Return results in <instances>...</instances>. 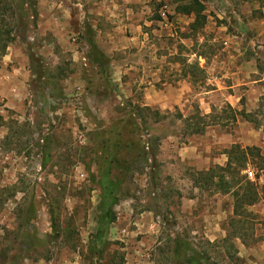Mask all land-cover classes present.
I'll use <instances>...</instances> for the list:
<instances>
[{"label": "rangeland", "instance_id": "rangeland-1", "mask_svg": "<svg viewBox=\"0 0 264 264\" xmlns=\"http://www.w3.org/2000/svg\"><path fill=\"white\" fill-rule=\"evenodd\" d=\"M186 1L0 0V81L17 88L0 101V264H264V0H200L196 32ZM112 3L119 22L96 13ZM241 123L260 134L238 142L259 198L210 240L216 186L165 157Z\"/></svg>", "mask_w": 264, "mask_h": 264}, {"label": "crops", "instance_id": "crops-1", "mask_svg": "<svg viewBox=\"0 0 264 264\" xmlns=\"http://www.w3.org/2000/svg\"><path fill=\"white\" fill-rule=\"evenodd\" d=\"M96 9H97L96 13L99 15L101 14V15L115 16V19L112 18L110 20L111 23L115 21L119 22L120 20L118 19V17L120 16V14L123 13L119 11V8L116 3H112V5H107V6L104 5L102 7L98 6ZM96 31L100 33L99 31L101 30L100 28H96ZM74 40L75 38H72V41ZM98 45L101 46V43H98ZM10 54L12 53L5 55V57L11 59L9 57ZM103 54L107 55V52L104 51ZM119 66L122 68L121 65ZM16 71H17L16 67H14L13 71L11 72L8 71L10 72L9 74L12 75V79L14 77L13 74ZM1 82L2 81H0V101L3 102V105L1 106L13 109L14 107H16L15 106L16 101L14 96L17 94V88L13 87L8 90L6 87L1 86L2 85ZM245 126H246L245 124L242 123L240 124L239 137H237L236 139H233L231 135L225 132H216L214 129L211 130V132L208 131L206 132L207 140L204 142L203 145H199L198 143L194 142L192 144L179 147L177 149L176 156L166 155L165 160H167L170 165H173L174 161H178V160L186 161L189 165L193 166L197 171H199L198 172L199 175H201L202 172H206L210 168H213L212 166H224L227 161V153L225 152V150L228 149L232 144L238 142L240 143L242 142L245 145H251V144L253 145L259 143L260 134H257L256 132H253L250 129L246 130L244 134L243 129L246 128ZM202 178L206 179V176L205 177L202 176ZM216 181H217V177H213L211 183L214 185ZM201 185L203 184H201L200 182L194 184L193 186V189L197 194H194L192 197H183L185 206H193V205L195 206L196 203L198 204L199 202H203L201 201L202 198L201 195L203 192V191L201 192ZM215 186L216 185H214V187ZM229 194L233 199V203L227 204L228 205L227 208H223L222 201L225 200ZM203 195L205 196V198L206 197L208 199L212 198L211 209H207V213H206L207 217H205V220L208 224L206 227L205 236L208 239L213 240L221 236V231H222L221 222H222L223 213L226 216L228 213L233 212L234 196L232 190L228 192H222L216 187L212 188L210 191L208 190V193H204ZM205 202L209 204L208 201ZM254 204L255 203L251 205L248 204H244V205L248 207V206H253ZM242 243L244 242L242 241Z\"/></svg>", "mask_w": 264, "mask_h": 264}, {"label": "trees", "instance_id": "trees-1", "mask_svg": "<svg viewBox=\"0 0 264 264\" xmlns=\"http://www.w3.org/2000/svg\"><path fill=\"white\" fill-rule=\"evenodd\" d=\"M176 10L184 14L194 15L193 21L189 24V27L193 32H196L198 28H201L204 24V6L200 0H187L185 4H182V6H177ZM99 53L103 55L101 52ZM251 148L254 147H241L238 143H234L225 150L227 153V161L224 166H215V169L213 167L208 171L201 173V175L205 174L206 177L211 180L213 177H217V181L214 185H216V188L220 191L228 192L232 190L234 196L233 214L236 216L241 214L239 211L241 205H251L259 198L257 188L253 180L247 179L245 174H242V177H238L232 173L239 172V170H243L246 167L248 155L251 153ZM231 164H233V166ZM215 170H222V173H217ZM226 175H230V178ZM48 213L52 221L54 216L52 208L49 207Z\"/></svg>", "mask_w": 264, "mask_h": 264}, {"label": "built area", "instance_id": "built-area-1", "mask_svg": "<svg viewBox=\"0 0 264 264\" xmlns=\"http://www.w3.org/2000/svg\"><path fill=\"white\" fill-rule=\"evenodd\" d=\"M243 174H245V176H246L247 179L254 180V176H253L252 170H250L249 168L246 167L243 170Z\"/></svg>", "mask_w": 264, "mask_h": 264}]
</instances>
